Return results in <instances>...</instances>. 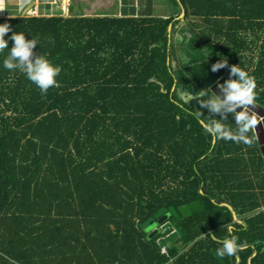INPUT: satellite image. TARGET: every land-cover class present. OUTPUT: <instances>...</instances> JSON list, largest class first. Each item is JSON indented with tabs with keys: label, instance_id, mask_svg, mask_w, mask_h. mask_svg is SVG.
I'll list each match as a JSON object with an SVG mask.
<instances>
[{
	"label": "trees",
	"instance_id": "1",
	"mask_svg": "<svg viewBox=\"0 0 264 264\" xmlns=\"http://www.w3.org/2000/svg\"><path fill=\"white\" fill-rule=\"evenodd\" d=\"M168 1L179 13L75 16L57 0L68 17L0 18L60 68L42 93L0 50V264H264V212L242 225L221 206L232 157H252L253 141L210 136L199 121L220 117L178 93H215L239 66L264 112V0ZM221 58L229 67L211 72ZM223 123L237 127L230 114ZM195 201L201 213L148 239L156 224L144 222ZM229 223L248 247L221 257Z\"/></svg>",
	"mask_w": 264,
	"mask_h": 264
},
{
	"label": "clouds",
	"instance_id": "2",
	"mask_svg": "<svg viewBox=\"0 0 264 264\" xmlns=\"http://www.w3.org/2000/svg\"><path fill=\"white\" fill-rule=\"evenodd\" d=\"M12 33L8 39L6 35ZM12 47L9 50V42ZM39 45L36 39H26L24 32H14L5 22L0 24V50H7V57L3 61V67L8 70H19L26 78L33 82L42 93H46L57 81L60 68L54 65L49 59L41 55L34 54V49ZM227 60L221 58L220 61L211 66V72L215 73L220 69L228 68ZM219 95L209 89L200 91L201 95L194 92L188 94L186 102L196 100L202 109H207L215 117L210 123L200 120L204 131L216 139L230 140L236 143L251 144L252 138L249 133L256 129L258 123L264 122V117L259 116L255 111V88L256 84L239 66H231L229 78L223 83H217ZM237 109L241 111L237 112ZM200 112V111H199ZM201 113V112H200ZM229 114L234 118L236 129L227 128L223 121L228 120ZM202 115V114H201ZM228 236L221 241V247L217 249V254L221 257L233 256L238 251L248 247L247 242L240 243L238 237L233 235L235 227L229 223L224 226ZM212 238L216 239L215 234Z\"/></svg>",
	"mask_w": 264,
	"mask_h": 264
},
{
	"label": "crops",
	"instance_id": "3",
	"mask_svg": "<svg viewBox=\"0 0 264 264\" xmlns=\"http://www.w3.org/2000/svg\"><path fill=\"white\" fill-rule=\"evenodd\" d=\"M49 1L54 3L57 0H49ZM22 2H28V0H23ZM29 2L30 3L28 5H25V7H21L19 10H22L23 8H25L24 11L29 10V9L30 10L36 9L35 13H37L38 10H40L43 14H47L48 12H50L49 10H51L49 8H46L45 6L46 4L44 5L43 3L41 5L42 7L32 8L34 3L33 1H29ZM124 2L127 5H125L123 8L125 7L128 8L129 11L128 10L127 11L129 13H132V9L134 8V15L136 16L139 14V12L140 14H145V16L152 15L154 13L153 7H152L154 5H152L151 0H146V5L139 12L136 11V10H139V8L137 6V3L134 5L133 0H124ZM127 2H129V4ZM120 4H122L121 0H120ZM56 6H57L56 9H59L60 6L58 4H56ZM68 6H69V3L61 7V8L65 7V11L67 15L69 14ZM121 8L122 7H120V13H122ZM19 12L20 11L16 9L5 11L7 15H12V16L16 15V13H19ZM182 14H183V11L181 12V15ZM82 15L86 16L87 14L79 12L75 16H82ZM99 15L100 16L108 15V16L117 17L115 16L116 14L110 15L105 12H100L97 16ZM45 16H49V15H45ZM9 17L10 16H6V17L0 16V18H9ZM225 81H226L225 78H222L217 83L223 84ZM217 83L214 84L211 87V89L213 88L215 90V94L219 95ZM183 92L185 91L183 90ZM256 112L259 116L262 115L261 111L257 110ZM261 128L262 127L260 123H258V125L256 126V129L253 131V135L251 136L252 141L254 143V147H253L254 155H252L251 157L250 154L248 153V150L242 149L243 152L241 151L242 152L241 155L239 154L238 156L236 154L232 157L233 159L235 158L238 159L240 157L239 161L237 162L234 161L235 163L232 165V167H234L235 169L232 173V177H229L231 178L230 182L232 185V190H229L227 193L222 194L221 196V198L223 199V203L221 204V206L227 205L228 206L227 208L233 211V222L239 223V224L241 223L242 225H244L245 224L244 222L247 219L251 218L252 215L258 214L259 212H264V124H263V128L262 129ZM213 143H215V140ZM256 145L260 149V153L256 151ZM241 156L243 157L241 158ZM224 158L227 159L228 157L225 156ZM229 174L230 172H228V169H223L219 171L218 173H216L218 179L220 178L219 179L220 183L223 180L228 181L227 179H229L228 178ZM259 204H260V207H257V205ZM237 216L241 219H238Z\"/></svg>",
	"mask_w": 264,
	"mask_h": 264
},
{
	"label": "rangeland",
	"instance_id": "4",
	"mask_svg": "<svg viewBox=\"0 0 264 264\" xmlns=\"http://www.w3.org/2000/svg\"><path fill=\"white\" fill-rule=\"evenodd\" d=\"M18 1V2H17ZM23 0H0V16L2 17H6V16H10V17H68L66 11H65V7L61 8L59 7V9H56V4H58V2H50L49 0H28V2H22ZM29 1H33V7L32 8H36V7H42V3L46 6V8H49L51 10H49L50 12H48L47 14H43L40 10H38L37 13L36 9H32V10H25V8H23L22 10H19L21 7H25V5H28L30 2ZM152 1V6L153 7V16H157V15H172V13H179L178 11H174V9H172L171 4L169 3L168 0H151ZM134 5L137 3V6L139 8V10L136 11H140L141 9H143V7L146 5V0H133ZM120 4V0H72V4H73V15L78 14L79 12L85 13L87 15H89V17H96L100 12H105L107 14H116L115 16L120 17L122 13H120V7L121 10L123 9V7L127 4H125L124 0H121ZM129 4V2H127ZM52 5V6H50ZM59 5V4H58ZM121 5V6H120ZM27 7V6H26ZM136 8V6H135ZM12 9H16L18 11H20L19 13H16V15H7V13H5V11L8 10H12ZM116 10V11H115ZM34 11V13H33ZM17 12V11H16ZM45 15H49V16H45ZM86 15V16H87ZM137 16H140V12ZM136 16V17H137ZM177 19H181V23L178 26V29L182 30V29H186V22L184 20H182V16L181 13L179 14V16H177ZM183 42V38H182V34H180V32H178L177 35L174 36V44L178 45V43ZM177 57L178 59L184 61L185 57L183 54H181L180 51L177 50ZM179 97L186 102V98H187V93L185 94V92H183V90L179 91ZM187 103V102H186ZM241 111V109H240ZM262 117H264V112H261ZM263 124L264 122H261L260 125L263 128ZM261 128V129H262ZM256 151L258 153H260V149L258 148V146L256 145ZM226 207H228L227 205H225ZM242 217V216H241ZM238 219H241L237 216ZM169 223V222H167ZM154 227H157V225L150 227L149 229H154ZM167 228V225H160L158 228L162 229V228ZM162 252H165V249L162 248Z\"/></svg>",
	"mask_w": 264,
	"mask_h": 264
},
{
	"label": "water",
	"instance_id": "5",
	"mask_svg": "<svg viewBox=\"0 0 264 264\" xmlns=\"http://www.w3.org/2000/svg\"><path fill=\"white\" fill-rule=\"evenodd\" d=\"M182 18L184 14L181 15ZM212 90H214L212 88ZM237 111H240L237 109ZM203 211V207L200 201H195L187 205H183L178 207L177 209L173 207L163 208L159 210L152 218H149L146 222L142 224L143 228H146L152 224H156L157 226L167 222L171 217L175 220L186 219L191 217L194 214L201 213ZM159 233V229L154 228L148 235V239H152Z\"/></svg>",
	"mask_w": 264,
	"mask_h": 264
},
{
	"label": "built area",
	"instance_id": "6",
	"mask_svg": "<svg viewBox=\"0 0 264 264\" xmlns=\"http://www.w3.org/2000/svg\"><path fill=\"white\" fill-rule=\"evenodd\" d=\"M165 230H166V228H162V229H161L162 232H165Z\"/></svg>",
	"mask_w": 264,
	"mask_h": 264
},
{
	"label": "flooded vegetation",
	"instance_id": "7",
	"mask_svg": "<svg viewBox=\"0 0 264 264\" xmlns=\"http://www.w3.org/2000/svg\"><path fill=\"white\" fill-rule=\"evenodd\" d=\"M240 110V109H239Z\"/></svg>",
	"mask_w": 264,
	"mask_h": 264
}]
</instances>
